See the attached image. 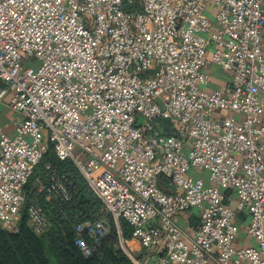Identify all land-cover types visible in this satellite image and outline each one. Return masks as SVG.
I'll return each instance as SVG.
<instances>
[{
    "label": "built area",
    "instance_id": "1",
    "mask_svg": "<svg viewBox=\"0 0 264 264\" xmlns=\"http://www.w3.org/2000/svg\"><path fill=\"white\" fill-rule=\"evenodd\" d=\"M0 103V230L18 229L51 142L132 225L134 264H264V0H0ZM45 191L68 197L56 179ZM240 212L252 244H236ZM74 230L88 256L83 233L105 226Z\"/></svg>",
    "mask_w": 264,
    "mask_h": 264
},
{
    "label": "trees",
    "instance_id": "2",
    "mask_svg": "<svg viewBox=\"0 0 264 264\" xmlns=\"http://www.w3.org/2000/svg\"><path fill=\"white\" fill-rule=\"evenodd\" d=\"M160 124L165 132L170 131L167 119L160 120ZM52 179L63 184L66 199L46 193ZM23 197L18 229L0 230V264H134L121 247V240L132 238V225L123 218L114 220L72 159L58 158L51 142L24 185ZM32 203L48 221L41 233L32 231L28 224L26 209ZM89 221H101L105 232L97 243L83 233L84 242L91 249L86 256L74 243V228ZM197 221L195 214L189 215L187 226L193 227Z\"/></svg>",
    "mask_w": 264,
    "mask_h": 264
},
{
    "label": "crops",
    "instance_id": "3",
    "mask_svg": "<svg viewBox=\"0 0 264 264\" xmlns=\"http://www.w3.org/2000/svg\"><path fill=\"white\" fill-rule=\"evenodd\" d=\"M211 78H212L211 86L216 87L218 85L217 82L219 81L218 72L213 71ZM13 117H14V113L11 110H9L5 105H3V103H0V128L5 129L6 130L5 132H7L9 134H11L13 132V123L11 121L13 119ZM244 219H245V215L242 212H240L236 218V225H237V228L239 229V233H238L237 238H236V244L237 245L252 244L253 243V241L247 235L246 230L244 229V227H245V220ZM241 229L245 233V236L240 239Z\"/></svg>",
    "mask_w": 264,
    "mask_h": 264
},
{
    "label": "rangeland",
    "instance_id": "4",
    "mask_svg": "<svg viewBox=\"0 0 264 264\" xmlns=\"http://www.w3.org/2000/svg\"><path fill=\"white\" fill-rule=\"evenodd\" d=\"M205 67H206V68H209L210 71H211V73H213V71H217L218 74H221V75H222V71H221L218 67H216V66H214V65L207 64ZM3 105H4V104H3ZM2 130H3V131H6V130L3 129V128H2ZM244 236H245V233H244L243 230L241 229V231H240V239H241L242 237H244Z\"/></svg>",
    "mask_w": 264,
    "mask_h": 264
}]
</instances>
